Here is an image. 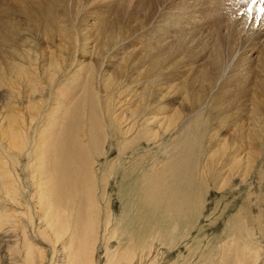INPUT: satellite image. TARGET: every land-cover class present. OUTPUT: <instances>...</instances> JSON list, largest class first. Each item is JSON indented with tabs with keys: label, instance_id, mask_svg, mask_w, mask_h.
I'll return each instance as SVG.
<instances>
[{
	"label": "bare ground",
	"instance_id": "1",
	"mask_svg": "<svg viewBox=\"0 0 264 264\" xmlns=\"http://www.w3.org/2000/svg\"><path fill=\"white\" fill-rule=\"evenodd\" d=\"M83 2L0 0V264H176L208 178L264 167V0ZM246 195L217 264H264Z\"/></svg>",
	"mask_w": 264,
	"mask_h": 264
},
{
	"label": "rangeland",
	"instance_id": "2",
	"mask_svg": "<svg viewBox=\"0 0 264 264\" xmlns=\"http://www.w3.org/2000/svg\"><path fill=\"white\" fill-rule=\"evenodd\" d=\"M85 1L86 0H84L83 5H84ZM247 9L250 10V6H248ZM197 11H198L197 15H198L199 19H201L203 22H205V13L201 12L198 8H197ZM185 13L187 15H189L187 12H185ZM180 32H182L181 33L182 39L187 38L188 35L184 32L183 29H181ZM180 101H181V98H180V96H178L176 99V102H177L176 106L179 104ZM117 149L118 148H115L114 150H117ZM117 153H118V150H117ZM114 156H116L115 151L113 152L111 157H114ZM139 165L141 168L142 164H136L134 166V169L137 172L140 171V168H138ZM254 173H255L256 177L253 178V177L249 176L250 179L248 178V180H247L249 182V184H253L252 186L247 187V185L244 184V186L239 185L237 188H234V189H232L234 187L233 186L234 182H232V183L229 182L228 184H225L223 189L220 190L219 188H216V187H219V186H217L218 184L212 183V181H211V178L215 177L216 175H212V177L208 178L207 182H205V190H206L205 192L206 193H205V199H204L205 200L204 209L203 210L201 209V213L198 214V216L195 219V221L193 222V224H191L192 225V227L190 228L191 230L189 228H187L184 231L183 239L180 241V243L175 248H173L172 254L168 257V259H170L169 261H171V262L175 261L176 264H178V262H179V264H182V262H183V264H186V262H189L190 264H202V263L203 264H208V263L209 264H211V263L217 264L218 260L220 259V253H219L220 252V246L222 244H224L226 241H228L227 240L228 237H226V234H227V236L231 235V237L234 238V236L236 237L238 232L240 231L239 235L237 236V238H240V236H245L244 233L246 234V232H247L248 236L243 237V238L247 239L249 237V234H248V231H246V229L243 228L242 233H241V230H237L238 232H236L235 235L234 234L228 235V233H226V227H225L226 222L228 223V220H233V217H235L234 213H237V210L241 207V205H243V202H246L248 200L246 197L247 196L246 193H250V196H251V193L253 194L251 197L249 196V198L254 201V202L251 201L252 202L251 203L252 204V211H254V213H255L254 215H255L256 219H259V222L257 220V223H256V219H254L255 220L254 223L256 225L254 223L252 225L251 221H247V224H246L247 229L250 225L253 226L254 229H255V226L260 225L255 230H259V231H257L258 235H260V236L264 235V188H263L264 167L259 168V174L257 173V171H254ZM240 176H242V175H240ZM118 177H119L118 180L123 183L122 178L120 180L121 176H118ZM257 179L260 180V182ZM261 179H263V182H261ZM128 182H131V183L125 184V182H124L123 184L126 185V187L130 186V191H133L135 193V199H138L140 197V195L142 194V188H143L142 187V177H139L136 181H128ZM255 182H257L259 184L255 183ZM236 183H238V180H236L235 184ZM207 185H208V187H207ZM221 185H222V183H221ZM257 185L258 186L262 185V186L258 188ZM114 186H116V185L111 184V188ZM250 187L254 188L252 190V192H251V189H249ZM116 188H117V191H116V189H114V190L110 189L111 192L114 191V194L111 195L110 193H108L106 196V201L109 203L111 200L110 207H111L112 211L115 212L119 216L121 209L123 210L124 204L126 203L125 200L127 199V197L126 196L121 197V195H122V194H120L121 191L119 192V189L121 188L120 186H119V188L116 186ZM122 189H125V187H122ZM255 189H257L256 192L254 191ZM127 195L130 196V192H128ZM237 207H239V208H237ZM138 208H139V205L136 203L134 205V209L130 210L129 212L131 214H136ZM125 209H128V208H125ZM248 223H249V225H248ZM184 229L185 228H183V230ZM187 230H189V231H187ZM250 232H251V230H250ZM252 237L250 235V241L252 240L251 239ZM255 238H256L255 240L258 243L260 242L259 240H262V238L261 239H259L257 237H255ZM229 239H230V237H229ZM248 240H249V238H248ZM240 243H242V242H240ZM261 243L264 244V241ZM183 256L185 259L183 258ZM186 257L188 260L186 259ZM178 258H181V259L179 260ZM189 263H187V264H189ZM256 264H259V262H256Z\"/></svg>",
	"mask_w": 264,
	"mask_h": 264
},
{
	"label": "snow or ice",
	"instance_id": "3",
	"mask_svg": "<svg viewBox=\"0 0 264 264\" xmlns=\"http://www.w3.org/2000/svg\"><path fill=\"white\" fill-rule=\"evenodd\" d=\"M262 11H264V9H262Z\"/></svg>",
	"mask_w": 264,
	"mask_h": 264
}]
</instances>
